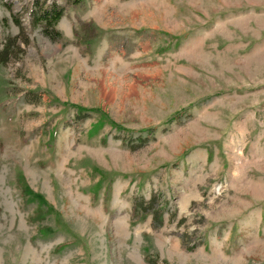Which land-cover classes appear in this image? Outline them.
<instances>
[{
	"label": "rangeland",
	"instance_id": "1",
	"mask_svg": "<svg viewBox=\"0 0 264 264\" xmlns=\"http://www.w3.org/2000/svg\"><path fill=\"white\" fill-rule=\"evenodd\" d=\"M0 264H264V0H0Z\"/></svg>",
	"mask_w": 264,
	"mask_h": 264
},
{
	"label": "trees",
	"instance_id": "2",
	"mask_svg": "<svg viewBox=\"0 0 264 264\" xmlns=\"http://www.w3.org/2000/svg\"><path fill=\"white\" fill-rule=\"evenodd\" d=\"M74 4H78L81 3L83 0H72ZM38 3V2H37ZM64 15V9L61 8L57 3H53L50 6L46 7V8H41L40 12L38 13V15L36 16V18L34 19L35 23L40 24L42 26V30L43 32L52 39H56L59 38L61 36L60 31L57 29V25L60 22V20L62 19ZM18 25H21V22L17 19L16 20ZM78 110H82L81 107H78ZM25 193L29 194L31 193V191L29 190V188L27 190H24ZM154 202V198H151V200L149 201L150 203ZM135 204H140V206H135V210L137 208V210L139 208H144L146 209H150L146 206H143L144 202L140 201L138 202V200H135Z\"/></svg>",
	"mask_w": 264,
	"mask_h": 264
}]
</instances>
